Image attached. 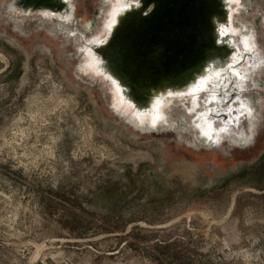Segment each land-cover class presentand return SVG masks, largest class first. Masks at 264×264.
I'll use <instances>...</instances> for the list:
<instances>
[{"label":"rangeland","instance_id":"1","mask_svg":"<svg viewBox=\"0 0 264 264\" xmlns=\"http://www.w3.org/2000/svg\"><path fill=\"white\" fill-rule=\"evenodd\" d=\"M10 1L0 0V264H264V71L242 91L259 110L249 144L205 146L175 103L169 125L146 133L113 108L106 80L80 69L85 37L9 14ZM101 1L75 0L74 28L98 26ZM254 13L263 55L264 0L244 1L234 22Z\"/></svg>","mask_w":264,"mask_h":264},{"label":"water","instance_id":"2","mask_svg":"<svg viewBox=\"0 0 264 264\" xmlns=\"http://www.w3.org/2000/svg\"><path fill=\"white\" fill-rule=\"evenodd\" d=\"M132 6L119 15L107 41L92 47L104 73L117 82L138 111L151 112L156 97L164 103L172 95L191 93L211 64L227 67L236 51L226 36L219 43L220 25L229 24L226 0H139L138 6ZM5 11L19 17L42 15L66 22L75 6L70 0H11ZM230 92L225 107L236 102L241 91L234 88ZM191 94L197 97L196 92ZM218 117L222 123L229 120L226 113L216 120Z\"/></svg>","mask_w":264,"mask_h":264},{"label":"bare ground","instance_id":"3","mask_svg":"<svg viewBox=\"0 0 264 264\" xmlns=\"http://www.w3.org/2000/svg\"><path fill=\"white\" fill-rule=\"evenodd\" d=\"M75 6V11L68 21L57 19L56 25L61 26L67 34L80 33V37H85L84 42L79 45L82 49L83 59L80 69L84 73L92 76H99L106 80L109 84L110 103L119 114L126 116L136 127L143 132L149 133L165 123L169 125L170 115L173 116L174 103L176 104L185 117L189 119L192 129L195 131L196 138L203 142L205 146L212 148L216 145L222 144L226 138H229L231 143L235 144H249L254 138L257 130L258 109H255L250 100L244 98L242 91L247 87L248 79H253V72L260 70L264 71V57L258 51V45L255 36L254 20L256 13L253 14V20L244 22L241 21L242 26L234 22L236 11L241 8V5L246 0H226L229 9V24H221L219 28V43L222 37L229 41L230 45L236 47L235 53L230 58L227 67H221L219 63L211 64L200 76L198 83L192 86V92H196V96L189 94L172 95L164 100L161 97H156L152 100V111H138L134 109L133 104L126 100L121 88L116 81H111L110 76L105 74L104 68L101 64L98 55L93 49V45L101 44L107 41L111 36L114 26L118 21L119 15L123 14L127 9H131L132 4L139 5V0H102V3L107 4L102 9L100 22L98 26L94 27V21H87L83 24L84 30L74 28L78 24L76 16V2L70 0ZM252 1V0H249ZM245 6V5H243ZM247 6L244 7L246 9ZM28 16L22 17L27 18ZM30 17H39L43 20H53L52 17H44L42 15H33ZM251 23V25L246 24ZM263 26V22H262ZM76 31V32H74ZM87 31H90L88 34ZM84 33V34H83ZM248 53V54H245ZM245 57L240 66L235 65ZM256 76L259 72L255 73ZM252 76V77H251ZM254 80V79H253ZM250 86H259L256 79ZM248 86V87H250ZM237 88L240 94L236 102H233L229 107H225V102L229 101L231 97V90ZM247 89V88H246ZM223 92V93H222ZM237 98V97H236ZM259 104H264V97L261 98ZM224 106L225 108H221ZM170 107L172 111L166 112L165 108ZM237 111L233 114L234 111ZM256 114H255V113ZM226 113L229 120L226 121L216 117ZM250 117L247 125H242L241 122ZM223 119V118H222ZM233 123V124H232ZM225 125V130L222 131L221 126ZM236 131L234 137L228 136L230 132ZM223 147V146H222Z\"/></svg>","mask_w":264,"mask_h":264},{"label":"flooded vegetation","instance_id":"4","mask_svg":"<svg viewBox=\"0 0 264 264\" xmlns=\"http://www.w3.org/2000/svg\"><path fill=\"white\" fill-rule=\"evenodd\" d=\"M76 8H77V5H76ZM77 14V13H76ZM77 18V17H76ZM78 20V19H77ZM263 27H264V19H263ZM263 34H264V30H263Z\"/></svg>","mask_w":264,"mask_h":264}]
</instances>
